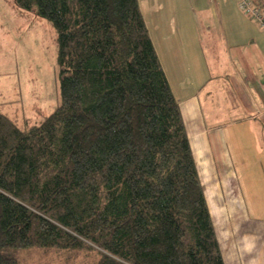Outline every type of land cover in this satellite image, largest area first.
<instances>
[{
    "label": "trees",
    "instance_id": "obj_1",
    "mask_svg": "<svg viewBox=\"0 0 264 264\" xmlns=\"http://www.w3.org/2000/svg\"><path fill=\"white\" fill-rule=\"evenodd\" d=\"M13 2L55 31L59 103L35 124L0 112V264H224L138 0Z\"/></svg>",
    "mask_w": 264,
    "mask_h": 264
},
{
    "label": "crops",
    "instance_id": "obj_2",
    "mask_svg": "<svg viewBox=\"0 0 264 264\" xmlns=\"http://www.w3.org/2000/svg\"><path fill=\"white\" fill-rule=\"evenodd\" d=\"M217 3L204 30L196 21V36L182 33L180 58H162L153 45L179 102L224 264H264V29L238 0Z\"/></svg>",
    "mask_w": 264,
    "mask_h": 264
},
{
    "label": "rangeland",
    "instance_id": "obj_3",
    "mask_svg": "<svg viewBox=\"0 0 264 264\" xmlns=\"http://www.w3.org/2000/svg\"><path fill=\"white\" fill-rule=\"evenodd\" d=\"M253 1L264 7L260 0ZM138 4L162 58L167 54L180 58L181 46L175 49V45L182 33L194 32L196 36V21L204 30L205 19L219 15L217 0H138ZM55 38L54 29L45 20L20 12L13 0H0V103H5L0 112L18 123L27 120L35 124L59 103ZM93 260V254L66 259L59 252L42 255L37 250L23 255L25 264H92Z\"/></svg>",
    "mask_w": 264,
    "mask_h": 264
},
{
    "label": "built area",
    "instance_id": "obj_4",
    "mask_svg": "<svg viewBox=\"0 0 264 264\" xmlns=\"http://www.w3.org/2000/svg\"><path fill=\"white\" fill-rule=\"evenodd\" d=\"M238 7L247 17L264 29V10L256 6L252 0H239Z\"/></svg>",
    "mask_w": 264,
    "mask_h": 264
}]
</instances>
